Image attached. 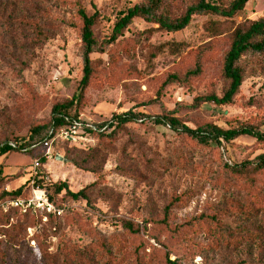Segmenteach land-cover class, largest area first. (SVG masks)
Instances as JSON below:
<instances>
[{
	"label": "rangeland",
	"instance_id": "374dc122",
	"mask_svg": "<svg viewBox=\"0 0 264 264\" xmlns=\"http://www.w3.org/2000/svg\"><path fill=\"white\" fill-rule=\"evenodd\" d=\"M145 1L0 0V145L39 140L45 132L33 130L46 129L52 108L77 93L79 10L97 13L94 35L102 41ZM196 1L162 0V10L177 18ZM261 18L264 0H251L233 21L195 16L181 32L135 20L103 54H93L90 82L71 114L99 124L132 110L138 120L113 138L56 144L45 164L37 159L43 146L0 156V206L9 201L4 192L24 186L21 198L39 188L52 208L30 216L11 211L10 221L0 214V264H264V170L230 169L264 155V143L240 137L201 144L182 131L218 125L264 132V55L239 63L243 84L232 104L190 108L197 97L227 90L231 34ZM163 117L176 119L178 131L156 123ZM61 183L85 190L86 199L54 194Z\"/></svg>",
	"mask_w": 264,
	"mask_h": 264
},
{
	"label": "trees",
	"instance_id": "16d2710c",
	"mask_svg": "<svg viewBox=\"0 0 264 264\" xmlns=\"http://www.w3.org/2000/svg\"><path fill=\"white\" fill-rule=\"evenodd\" d=\"M216 1L217 3L210 0H197L196 3L191 4L187 8L184 15L173 18L162 10V0H146L145 2L136 4L129 8L126 14L116 22L111 37L102 41H99L94 35V26L97 20V13L92 16H88L84 10H79L78 14L82 20L81 41L83 44V77L79 83L77 93L68 102L57 104L52 108L51 123L46 127V129L44 127H38L33 130L36 135L40 134L41 131L45 132L39 140H34L33 136L31 135L27 140L13 141V143L16 145V148H12L9 145L10 143L1 144L0 156L14 151L33 153L37 148L30 149L31 146H43L45 142H48L59 135L60 130L67 126L68 123L74 120H80L76 113L77 106L75 103H79L82 98L83 91L90 82L93 72L91 56L97 53L103 54L105 49L108 46L114 44L135 20H144L146 23L157 25L159 29L167 32H181L189 27L195 16L212 15L229 21H233L236 18L242 17L247 5L251 0ZM247 54L264 55V18L253 22L246 21L243 24H240L231 34L230 46L223 60V77L228 82V88L223 93V95L221 97L216 95L197 97L194 99V102L190 108L198 109L203 104L211 103L218 107L232 104L233 99L238 94L243 84V71L239 66V63ZM198 72L199 71L190 72L181 79L177 76H171L168 79V82L180 84L186 81V79L191 75L198 74ZM74 107L76 110L74 114H71V110ZM137 117L138 115L130 110L125 113L114 114L109 121L99 124H91L92 126H89L88 123L80 120L84 131L83 136L86 137V139L88 138V140L92 141L113 138L127 124L138 120ZM155 121L158 124L167 122L174 130L176 129V131H178L179 126H181L179 122L173 118H156ZM92 127H95V129ZM182 131L201 144H206L210 140L218 143L219 141L231 143L240 137H251L256 141L264 143V132H257L252 127L247 126L238 129H230L229 127L225 129L218 125H212L207 129V131L201 129L190 130L186 127H182ZM74 141L75 140L71 139L54 140L51 144V147L53 148V146L59 143H74ZM37 159L42 164L46 163V158L43 152L41 155L37 156ZM230 169L234 173L249 170L257 172L262 171L264 170V155H260L253 160L246 161L240 165L232 166ZM38 183H40V181ZM52 187L53 193L56 195L66 192L67 195L74 200H78L79 198L86 199L85 190L73 193L69 190L66 183L54 184ZM23 190L24 186H21L14 192H4L2 197L3 199L7 198L5 201L19 199L24 196ZM11 211L18 212L23 216L39 214V211H34L33 209L23 211L16 208L3 209L2 207L0 214L3 218H6L7 221H10ZM125 225L128 227V229H131L130 224ZM168 261L170 264H176V262H171L170 260Z\"/></svg>",
	"mask_w": 264,
	"mask_h": 264
},
{
	"label": "built area",
	"instance_id": "2783aa9c",
	"mask_svg": "<svg viewBox=\"0 0 264 264\" xmlns=\"http://www.w3.org/2000/svg\"><path fill=\"white\" fill-rule=\"evenodd\" d=\"M81 120V119H80ZM80 120H74L70 123H68L67 126L62 128L59 132V135H57L55 138L51 139L48 142H45L43 144V147H45V150L43 151L45 158L49 159L52 157V152H51V144L54 140H64V139H71V140H84L86 137L83 136V128H82V123ZM87 123V122H86ZM90 126L91 124L88 123ZM92 126V125H91ZM95 129V127H92ZM12 148H16V145L14 143L9 144ZM38 145H33L30 147V149L37 148ZM40 168V164L38 161H35L32 168L31 172L33 173L34 179H36L39 175L38 170ZM4 209L7 208H16L20 210H28V209H33L34 211H47L51 212V204L49 203V200L47 198V194L43 191L38 189L33 190V194L31 197H28L27 199L19 198L16 200L12 201H7L3 203Z\"/></svg>",
	"mask_w": 264,
	"mask_h": 264
},
{
	"label": "water",
	"instance_id": "95a60500",
	"mask_svg": "<svg viewBox=\"0 0 264 264\" xmlns=\"http://www.w3.org/2000/svg\"><path fill=\"white\" fill-rule=\"evenodd\" d=\"M56 159L57 160H62V158L60 156H57Z\"/></svg>",
	"mask_w": 264,
	"mask_h": 264
}]
</instances>
